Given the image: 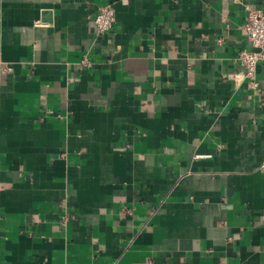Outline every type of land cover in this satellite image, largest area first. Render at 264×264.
<instances>
[{"label":"crops","instance_id":"0c3cea01","mask_svg":"<svg viewBox=\"0 0 264 264\" xmlns=\"http://www.w3.org/2000/svg\"><path fill=\"white\" fill-rule=\"evenodd\" d=\"M247 7L0 0V264H264Z\"/></svg>","mask_w":264,"mask_h":264},{"label":"built area","instance_id":"2783aa9c","mask_svg":"<svg viewBox=\"0 0 264 264\" xmlns=\"http://www.w3.org/2000/svg\"><path fill=\"white\" fill-rule=\"evenodd\" d=\"M247 11L248 22L245 25V32L250 48L242 50L238 55L237 61L245 70L244 78L250 80L253 88H257V67L260 62H264V13L250 7H247ZM115 22L116 14L114 8L112 6L101 7L93 20L97 38L110 32ZM82 64L88 65L89 62L84 59ZM138 264H152V262L148 260Z\"/></svg>","mask_w":264,"mask_h":264},{"label":"water","instance_id":"95a60500","mask_svg":"<svg viewBox=\"0 0 264 264\" xmlns=\"http://www.w3.org/2000/svg\"><path fill=\"white\" fill-rule=\"evenodd\" d=\"M43 14H44V16L46 17L47 21H48L49 23H52V13L49 12V11H45Z\"/></svg>","mask_w":264,"mask_h":264}]
</instances>
